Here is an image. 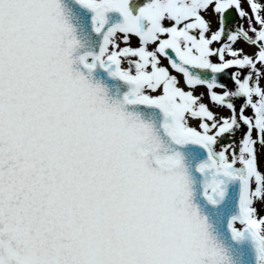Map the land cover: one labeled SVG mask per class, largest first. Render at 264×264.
<instances>
[{
	"label": "snow or ice",
	"instance_id": "obj_1",
	"mask_svg": "<svg viewBox=\"0 0 264 264\" xmlns=\"http://www.w3.org/2000/svg\"><path fill=\"white\" fill-rule=\"evenodd\" d=\"M0 264H264V0H0Z\"/></svg>",
	"mask_w": 264,
	"mask_h": 264
}]
</instances>
